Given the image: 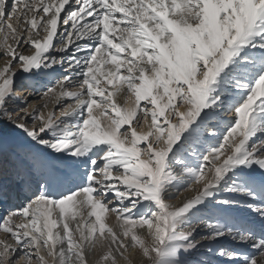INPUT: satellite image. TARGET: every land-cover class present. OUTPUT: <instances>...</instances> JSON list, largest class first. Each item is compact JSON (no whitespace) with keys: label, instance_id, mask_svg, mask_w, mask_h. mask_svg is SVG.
Here are the masks:
<instances>
[{"label":"snow or ice","instance_id":"6c2138e0","mask_svg":"<svg viewBox=\"0 0 264 264\" xmlns=\"http://www.w3.org/2000/svg\"><path fill=\"white\" fill-rule=\"evenodd\" d=\"M0 51V264H264V0H0Z\"/></svg>","mask_w":264,"mask_h":264},{"label":"bare ground","instance_id":"6f19581e","mask_svg":"<svg viewBox=\"0 0 264 264\" xmlns=\"http://www.w3.org/2000/svg\"><path fill=\"white\" fill-rule=\"evenodd\" d=\"M37 98H38V96H37ZM66 100H68V99L65 98L64 102H66ZM230 118L231 117H229V116L225 117V119H230ZM192 195H194V193L191 192V191H181L179 193H173V199L170 202L172 204H175V205H180L182 203V201H184L186 198L191 197ZM233 215L241 223L246 221V220L251 219V216H250L249 212L245 211V210H237V211H235L233 213ZM108 223L111 224V225H115V219L111 215H109V217H108ZM207 234H208L207 229L203 228L202 235L205 236ZM220 246H223L224 248H227V249H230V250L231 249H238V250H240L242 252L243 251L244 252L252 251L246 245L236 243V242L232 241L228 237L221 238L219 241L213 242V244H212V247H214V248L220 247ZM126 255L128 256V261H125L123 259H119V264H143V263H145L146 259H144L142 257V255H141L139 250L129 249V251L126 253ZM209 256L210 257L208 259L211 260L212 264H216L217 260L221 261L222 259H225V258L219 257L218 255H213L211 253H209ZM95 260H96V256L91 257L92 264H94ZM227 263L230 264L229 260L227 261Z\"/></svg>","mask_w":264,"mask_h":264},{"label":"rangeland","instance_id":"374dc122","mask_svg":"<svg viewBox=\"0 0 264 264\" xmlns=\"http://www.w3.org/2000/svg\"><path fill=\"white\" fill-rule=\"evenodd\" d=\"M25 47H27V46H25ZM0 55H2V51H0ZM4 63H5V60L4 59H0V67H3ZM44 83H46V80L43 79V78H40L38 81L35 80V79H33L32 81H30V80H28L25 77V78H18L15 81L16 87H18V88L21 87V86L22 87H25V86H28L29 84H32V85H34L37 88L39 87L40 93H42L44 91V88L41 87V85L44 84ZM117 100H118V102H121L122 103L123 102V96H118L117 97ZM70 102H72V101L66 100V102H64V103H70ZM40 103H42V101H40L38 98L33 99V102L29 104V109H31L32 107H36L37 104H40ZM52 107H53L52 104H49V109H52ZM57 115H59V112L58 111H57ZM138 131H140V129H138ZM6 207H7L6 205H0V214H3V212L6 209ZM203 228H205V226L203 224H200L197 227V238H200V236H203L202 235ZM6 237H7V234H5L3 232H0V239H5ZM9 243H12V241L10 239H9ZM203 243L208 244V241H203ZM248 252H251V251H248ZM16 255L19 256L20 253L18 252ZM206 256H207V258H209L210 257L209 256V253H206ZM14 259H15V257H14ZM218 261L219 260L216 261V264H229V263H227L228 259H222L221 261H219V262ZM17 264H25V261L23 259H19L17 261ZM143 264H148L147 260H145V263H143Z\"/></svg>","mask_w":264,"mask_h":264}]
</instances>
